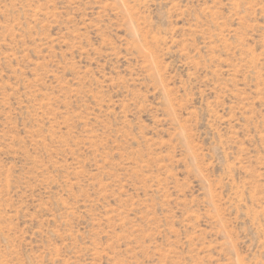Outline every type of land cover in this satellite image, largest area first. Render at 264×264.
Masks as SVG:
<instances>
[{
    "label": "rangeland",
    "instance_id": "1",
    "mask_svg": "<svg viewBox=\"0 0 264 264\" xmlns=\"http://www.w3.org/2000/svg\"><path fill=\"white\" fill-rule=\"evenodd\" d=\"M0 264H264V0H0Z\"/></svg>",
    "mask_w": 264,
    "mask_h": 264
}]
</instances>
